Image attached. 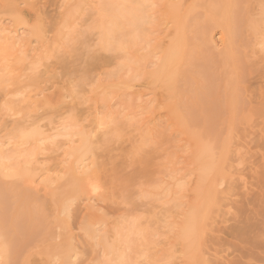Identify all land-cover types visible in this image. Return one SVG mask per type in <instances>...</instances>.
<instances>
[{
  "label": "bare ground",
  "instance_id": "6f19581e",
  "mask_svg": "<svg viewBox=\"0 0 264 264\" xmlns=\"http://www.w3.org/2000/svg\"><path fill=\"white\" fill-rule=\"evenodd\" d=\"M63 1H62V4H63ZM81 1H84V0H81ZM77 3L79 4V2H77ZM83 4H85V3H83ZM91 4H93V3H91ZM86 5H87V3H86ZM87 6H86V8H87ZM5 7H6V5H5ZM86 8L82 7L79 10H81V11L84 10L83 12L87 13V14H89V12L91 13L92 11L96 12L95 15L98 16V21H96L94 19L95 20L94 24L90 21V23L93 25L89 26V24L87 23L88 27L85 26L84 29H81V27L77 23V21H76V23L78 25L77 24L76 25L79 26L80 28L77 27L75 24H73V21L72 22L70 21L69 22L70 24L68 26L70 27V25H72V24H73L72 26H74V25L75 26L73 27V29L71 27H70L71 29H69L70 33H71L70 30H73V35L71 38V44L69 43L70 42L69 40H68L69 42L68 41L67 42L70 44V46L72 45V47H71L72 50H78L81 52L82 51L81 49L84 48L85 46H87L86 41H84V43L86 45L84 47H81L82 41L79 43L81 37H83L85 32H89L88 30L91 29V31H93L92 30L93 28H95V29L97 28V30L100 29L101 32L97 31L96 33H99V34L103 33L102 38L104 37L103 43L99 42V40H97V43L95 42L98 47L101 46V45H98V42L100 44H102V47L105 50L110 48V46H112L116 43L117 48L119 49V51H121L120 53H124L122 55V58H121L122 62L120 63V68L122 70H125V68H127L129 71L132 72L131 77H127V75L125 73L120 74L119 83H117L119 86L117 88L120 89L119 97H122V101H121L122 106L123 105L125 106L124 109H147L149 106H151V104L153 105V102L155 104L156 100L158 101V98H157L158 93L157 92L159 91V93L161 94V96H160L161 100L158 101V106L161 105V107L167 106V104L169 103L167 107H171L172 109H213L214 110L213 116L216 119L219 117L221 109H229L230 114H231V116H230L231 127H234V125H237L236 122L238 123V121H240V119L242 120L243 118H245L244 114L239 109H259V110L262 109L261 111H263V109H264V0H96V5H94V6L90 5V7H89L90 11L85 12ZM10 9L14 11L16 18H19L17 16V14H19L18 7L15 4H13L12 7L10 5ZM65 10H68V9H65ZM74 11L78 12L75 9H74ZM80 12L78 14H80ZM93 13H91V15ZM68 14H67V17H68ZM74 14H76V13H74ZM65 15H66V12H65ZM85 15L86 14H84L83 17H82V15L81 16L78 15V16L80 18H82L83 20H85L84 19ZM89 16H90V14H89ZM71 17H72V15H71ZM80 18H78V19H80ZM90 18H92V19H90ZM89 19L93 21V16L92 17L90 16ZM83 20H82V23L85 24L83 22ZM55 24H57V23H55ZM57 28H58V25H57ZM1 29H4V28H1ZM5 29H7V28H5ZM10 29H11V27H10ZM215 29L219 30V37L218 38H219V41L221 43V48H219V49L216 47L217 43L214 40V36L212 34ZM2 31L0 32V40H1L0 41V53H2V55H0L1 56L0 60H1V63L3 62L2 72L5 74V72L11 73L17 67L25 65V62H27L28 59L30 60L31 58H33L34 55L36 56L37 54L35 53L34 55L29 56L28 55V51H29L28 45H25L24 48L20 45L23 49H20L17 51L12 50V48L14 49V47H16L15 45H17V43L14 46H13V44L18 40H16V41L14 40L15 41L14 42L12 36H11L12 38H10V36L8 37L7 35L4 34V33H6V30L4 33ZM88 34L90 36V33H88ZM95 35H97V34H95ZM18 37H20V36H18ZM97 38L99 39V37H97ZM112 38H114V41H111ZM63 39H65V38H63ZM22 42H23V40H22ZM78 43L80 44V47H79L80 50L77 49L78 48L77 46H79ZM20 44H22V43H20ZM62 44H63V42H62ZM56 45H58V44H56ZM66 47H68V44ZM87 47H90V46H87ZM126 49H129V52H126L125 51ZM66 50H67V48H66ZM38 51L39 50H37L36 52H38ZM66 52H68V51H66ZM86 52H87V55L89 56V54H90L89 49H88V51L86 50ZM86 52H84L85 53L84 56L86 55ZM88 52H89V54H88ZM48 53H50L49 50H48ZM70 53H72V51ZM76 53H75V56L74 55L70 56V58L74 56V58H72V60H75V57L80 58V56H83L82 53L78 54V56L76 55ZM91 53H92V51H91ZM126 53H128V56L126 55ZM114 56H116V55H114ZM55 57H56V55H55ZM57 57H58V55H57ZM64 57H65V55H64ZM59 58L60 57H58V59ZM77 58H76L77 62L82 59V57L79 60H77ZM90 58H91V56H90ZM83 59L87 60V57H86V59L85 58H83ZM89 60L92 61V59H89ZM44 61H45V59H44ZM65 61H61L60 65ZM82 62L85 64V61H82ZM35 63L33 65L34 71L36 69ZM68 63H69V61H68ZM28 65H30V64H28ZM39 65H41V62L38 60L37 66L39 67ZM66 65H67V63H66ZM79 65L80 64H77V66H79ZM81 65H80V67H81ZM87 65H89V64L87 63ZM30 67H32V66H30ZM83 67H84V65H83ZM83 67H82V71H84V69H86L88 66L84 67V69H83ZM118 68H119V66H118ZM25 69H26V67H25ZM73 69L75 70V66ZM30 70H31V68H30ZM33 70H32V72H34ZM74 70H72V71H74ZM75 71H77V70H75ZM86 71H88V70H86ZM86 71H84V72L87 73ZM116 71H118V70L116 69ZM25 72H28V71H25ZM36 72H38V71H36ZM90 73H91V71L88 73L90 75V77H94ZM81 74L82 73H80V75L78 74V77H80V78L77 77V80L74 79L76 81L72 80V78L70 79L71 81H74V82H72V87H71V89H69L70 90V94H69L70 97L69 98H72V101L77 102V103H80V99H81L80 95H83V93L79 94V92L76 89H79L80 86L83 87V85L85 86V84H86V82H85L86 78L84 79V75L82 77ZM59 75H60V73H59ZM72 75H74V74H72ZM100 75H102V74H100ZM15 76H12V79L15 78ZM38 76H39V74H38ZM85 76L87 77V74ZM26 77H28V76H26ZM96 77L97 76H95V78ZM109 77L111 78V76H109ZM3 78H5V77H3ZM21 78H24V77L21 76ZM58 78H60V77H58ZM101 78H102V76H101ZM101 78H99L97 80V86L100 87V89L104 90L103 84H105V83H103L104 81L102 82ZM6 79H5V82L8 81ZM29 79H30V77H29ZM94 79L91 78L92 81ZM254 79H255L254 83L248 84L249 81H252ZM25 80H27V79H25ZM91 80H90V82H91ZM133 80L134 81L136 80V82H139L140 84L139 83L138 84L141 85V88L137 89L136 91H132L130 93L128 92L129 95L131 96V98H129V100L128 99L126 100L125 97H129V95L127 94V90L130 88L132 83L134 84ZM137 80H139V81H137ZM2 81H4V79ZM54 82H55V79H54ZM4 83H2V84H4ZM13 83H14V80H13ZM16 84H19V82ZM21 84L22 85H20V87L18 86L19 88L28 85L26 82H22ZM10 85H11V82H10ZM88 85H90L89 82H88ZM88 85L86 84L87 87H88ZM93 85L94 84H92V86ZM13 86H14V84H13ZM92 86L91 87L89 86L90 89L92 88ZM108 87L110 88V86H108ZM111 87H112V85H111ZM2 88H3V86H2ZM4 88H8V85L6 84L4 86ZM4 88H3V91H5ZM63 88L65 90V87H63ZM132 88H134V87H132ZM22 89H24V87ZM82 89H85V88H82ZM87 89H89V88H87ZM100 89H97V90H100ZM118 90H116V91H118ZM5 92H7V90ZM148 92H150L152 94V96H150L151 94L148 95V97H151V98L144 99V97L147 95ZM7 93H10V92H7ZM23 93L21 92V94H23ZM87 93L89 94L91 92H87ZM87 93L85 92V94H87ZM99 93H98V95L101 96L102 91ZM106 93L104 95H106ZM3 94H5V93H3ZM104 95H103L104 98L108 97L107 96L108 94L106 95L107 97H105ZM2 96L5 97L4 95H2ZM109 96H111L110 93H109ZM164 96L165 97L167 96L166 97L167 101L169 100L170 102L167 103ZM6 97H7V95H6ZM28 98H30V97H28ZM69 98H67V99H69ZM87 98H88V96H87ZM65 99H66V97H65ZM26 100H28V99H26ZM84 100H86V99H84ZM88 101H89V99H88ZM106 101H108V100L106 99ZM69 102H70V99H69ZM86 102L87 101H85V103ZM102 102H104V101H102ZM27 105H28V102H27ZM25 106H26V103H25ZM39 106H40V104H39ZM70 106L69 107L67 106V107L70 108ZM161 107H160V109H161ZM20 108H22V106ZM23 108H24V106H23ZM27 108H28V106H27ZM29 108H31V107H29ZM111 108L112 107H110V109ZM93 109H95V108H93ZM104 109H106V108H104ZM153 109H154V107H153ZM74 110H75V108H73V111ZM132 113H134V112H132ZM263 113H264V111H263ZM260 114H262V112H260ZM258 115H259V113H258ZM102 118L97 117L94 119H97L96 120L97 124L101 125V124H103V123H101ZM131 118H132V116H131ZM113 119H114V117H113ZM25 121H26V119H25ZM129 121L130 120H124V121L123 120L122 121H120V120L112 121L111 120V122L109 121L110 123H112V127H110L111 128L110 131L102 134L100 139L96 140V141H98V144H96L97 147L100 148L101 151H102V148H106L109 143H112V141H113L112 140L113 139L112 134H114V132H117L118 130H122L123 126L124 125L126 126V124H128L129 126H132ZM247 122H249V121H247ZM219 123L212 124V126H211V127H213L214 132L217 131L216 134L219 133V127H218ZM222 123H223V121H222ZM224 124H227V123H224ZM21 129H20V131H21ZM131 129H133V128H131ZM86 131L83 128L77 129L76 132H74L72 134L70 133L69 135H66L68 138L67 140H63V139L60 140L61 142L67 141L68 145L69 144L74 145L75 143L77 144V146H74V147L72 145L71 152L67 156V161H66V158H64L65 160L61 159V162L62 161L67 162V164H68L67 167L66 168L61 167L62 169H64V170H62L63 172L62 173L59 172V174H57L55 176L54 175L49 176L47 174L45 176H42L44 178L41 179V181H39L38 183H36V180H35L36 173H38L37 167H36V164L34 162H32V160L30 159V157L32 155V153H30V152H32L33 149L35 150L36 147H34L32 149L29 146L31 148V150H28L27 153H26L24 148H23V150L25 153H23L22 150L16 149L17 148L16 146H15L16 148L13 147L12 150H7V148H6L7 151L0 150V160H1L0 164L2 167L1 169L6 172V168H8L9 166H13L14 168L15 167L17 168L20 166L18 169L15 168L14 172L11 173V176H14V177L24 181L26 190L28 192L32 193L29 195H23V197L20 200V204L14 208V212L12 214H9L10 210L0 212V264H34L33 262L35 260L34 259L35 257H37L39 259V262L37 264H72L73 258H75L74 260H76V258L77 259L79 258L80 261L83 259L82 256H84L85 254L82 255V253L77 251L78 249H76L77 247H75V245H74V235H73L71 227H70V221L72 220L71 219V210H70L71 204L73 203V201L79 200L83 195L91 196L92 195L91 193H95L96 198L100 201H104V202L109 201L111 203V201L115 200L113 198L114 197L113 192H115L114 190H112L108 187L106 189H103V190H101V189L96 190L98 188V186H97V188L95 187L96 182L100 179V173L104 169L102 165H100L96 162L97 159L95 160L92 157L88 163H85V164L82 163V165L80 164V166L78 165V162L81 159L80 155L84 152L91 150L90 146L92 144L90 143L91 142L90 141V133H88V131L87 132ZM146 132H147V130H146ZM233 133L234 132H232V134ZM23 134H21V137L24 136ZM136 134H138V132ZM38 135L40 136V133L35 134V136H36V139H34L35 143L38 140L37 139L39 137ZM58 135H60V134L58 133ZM58 135H57V137H58ZM60 136L62 137V134ZM72 136L76 137L77 140H73ZM144 136H146V135H144ZM222 137H223V134H222ZM24 138H25V136H24ZM44 139L46 140V142L48 141L46 138H44ZM56 139L57 138L54 139V137H53V140H56ZM129 139H131V137ZM140 139H141V142L137 141L138 143L136 145V150H138V149L142 150V147L145 146L144 143L146 141L145 142L142 141L141 135H140ZM39 140H40V138H39ZM145 140H146V138H145ZM224 140H222V139L217 140L216 139V144H214L215 146H213L212 148H207V151L205 149V151L199 153L196 156V161L199 162V170H198L199 181H202L203 183H205L206 181H209L207 183V186L209 184V187H208L209 190H208L207 194L205 195V197L201 200V202L196 204L197 206L196 205L194 207L190 206L188 210H184V207H185L184 204L185 203L183 204V202H182L183 200L181 201L184 194L181 197L179 191L182 190V188H184L183 186H185L189 183H185L186 179L184 180V178H186V177L183 178L182 176L176 175V173H174V174L169 173V174L165 175V173H163V172L162 173L158 172L159 178L156 181L157 182L156 185H153V186L151 185L152 188H150V187L148 188V186H147L148 189L146 188V185H145V188H143L142 193L137 190L138 193H141V194L146 193L147 195H149L148 196L149 198H147V195H146V198L148 200H152V202L158 201V202H161L163 205H166L165 206L166 208H164V206L162 207L163 209L161 208L162 210H165V209L166 210H165V212L163 211L164 213L160 217L158 216V214L153 213L154 218H151V219L154 220V223H153V221H151L150 217L146 218L148 220L150 219L149 220L150 221V224H149L150 228L149 229H151L155 223L157 224L155 226H159L160 223H164L162 225L167 224V225H165L166 227L170 223H171V226L174 225L173 224L174 222L171 221L174 219L172 213H174L175 210H176V212L178 211L177 213H179V215H181V221L180 220L178 221V222H180L179 223L180 226H179V230H178L179 232L178 231L177 232H178L179 236L182 238V240L183 239L185 240L186 245H184V244L183 245L186 246L185 248L187 251L191 250L193 248V245L195 244L193 241V237H194V230H195L198 219L205 217L206 213L208 211L207 208L209 209L208 206L210 204L207 206L206 202L207 201L209 202V200H214L215 198L219 197L220 192L216 190V187H217V184L219 185L218 181H220L219 179H221V177H222L221 176L222 175L221 173L223 171L222 167H223V164L226 163L225 161H226V156H227L226 155V149L221 151L222 149H224L226 147ZM231 140H233V139H231ZM41 141H44V140L41 139ZM49 141H51V136H50ZM51 142H53V141H51ZM147 142L149 143L150 141H147ZM54 143H55V141H54ZM132 143L130 145H132ZM34 144H33V146L36 145L37 146L36 150H38V146L40 148V143H39V145H37V144L34 145ZM113 144H114V142H113ZM41 146H44V145L42 144ZM59 146L61 147V145H59ZM70 146H68V148ZM132 146L131 147L129 146L130 148H132L131 152H136L135 150H133V148H135L134 147L135 145H132ZM0 148H1V146H0ZM55 148L57 149V145L56 146L54 145V149ZM20 149H22V148H20ZM41 149L39 151L44 150V149H42V150ZM36 150H35V152H36ZM92 150H94V149H92ZM44 151H43V153H44ZM105 151H107V150H105ZM216 151H219V152H216ZM138 152L139 151H137V154H138ZM129 153L130 152H128L127 154H129ZM127 154H125V155L128 156ZM125 157H124V159L126 161L127 158H125ZM130 157L132 158V155ZM135 158L138 159V157H136V155H135ZM20 159H22V161H20ZM228 160H229V156H228ZM125 161H123V164ZM128 161H129V159H128ZM128 163H130V162H128ZM123 164H122V166H123ZM161 164H162V162H161ZM168 164H172V162L168 163ZM173 164H175V163H173ZM227 164L230 165L229 163H227ZM131 165L133 167L132 163H131ZM55 166H57V164ZM134 166H135V164H134ZM143 166H145V165L143 164ZM143 166L141 168L142 170H143ZM53 167H54V165H53ZM59 168H60V166H59ZM151 168H153V167H151ZM226 168H228V167H226ZM145 169H147V168H144V170ZM147 170H149V169H147ZM49 171H46V172L48 173ZM158 171H159V169H158ZM10 172H9V174H10ZM133 173L135 175L137 172L135 173V171H134ZM148 173H146L147 177L150 176ZM152 173H154V172H152ZM160 173L162 176L160 175ZM191 173H192V171H191ZM138 174L139 175H137V174L136 175L141 176V174H144V173L141 172V174L140 173H138ZM4 175L6 176L7 174L5 173ZM111 175L113 177V173ZM134 175L131 174L129 176H124L125 178L123 179L124 181H122V183H124L123 186H125V187L122 188V190L119 194L117 193L119 196L121 195V197L118 196L117 198H120L122 200L125 199L123 201H128V200L130 201L129 195L132 196L131 191H134L135 188L134 189L132 188L133 190L131 189V191L127 190V189H130L128 186L131 183H132V185H134L133 182L137 177V176L135 177ZM115 176H116V174L114 173V177ZM145 176L142 175L141 179L145 178ZM156 176H157V174H156ZM224 176H225V174H224ZM112 177H110V178H112ZM118 178H120V177H118ZM118 178L116 177V179H118ZM121 178H123V177H121ZM138 178H140V177H138ZM113 179H115V178H113ZM113 179L111 180V184H113L112 182L115 181ZM107 180H108V177H107L106 181ZM117 181H119V180H117ZM224 181H226V180H224ZM140 182H141V180H140ZM144 184H146V183H144ZM1 186H2V184H1ZM149 186H150V184H149ZM110 187H112V186H110ZM134 187H136V186H134ZM185 187L188 188V185ZM218 187H220V186H218ZM205 188H207L206 185H205ZM205 188H204V190H205ZM41 190L44 191V196L42 199L38 198V196H40V194H38V192ZM129 192H131V193L129 194ZM134 193H135V191H134ZM20 194H21V192H20ZM37 194H38V196L36 197ZM41 194H43V193H41ZM143 197H145V194ZM87 201L89 202V200H87ZM84 202H86V199L84 200ZM131 202H132V200H131ZM149 202H151V201H148V203ZM154 202L149 204L148 206L153 204V208H155L154 206L159 205V203H156V202L154 203ZM13 203H12V205H13ZM83 203H81V206ZM113 203H114V201H113ZM155 204H157V205H155ZM3 205L4 204H2V206ZM94 205H93V208H94ZM128 205H129V202H128ZM6 206H8V205L6 204ZM84 207H85V205H84ZM4 208H5V206H4ZM151 208L152 207H150V209H149L150 211H152ZM186 208H187V206H186ZM8 209H10V208H8ZM83 209H86L85 210L86 213L84 212L85 215L83 214L84 217L80 223V226H79L80 228L79 227L78 228L80 229V231L82 233L84 245H86V248H87L86 250L91 255V259L88 260V263L83 262L82 264H140V262H137L138 261L137 258H139L140 256L143 257V255H145L143 253V251L146 249L150 250L151 248H148V247L146 248V246H148L147 241H148V236H149L148 235L149 229L145 228L144 225H142V227L144 226L143 228H136L137 227L136 221H139V220H133L134 218H136V216L133 217V219L129 218L130 220L128 222H126L127 218H124L123 216L118 217L117 222H115V221L108 222V219L105 216L92 214L91 213V207L89 204H87V207L83 208ZM173 209H175V210H173ZM147 214H149L148 211H147ZM149 215H152V212H150ZM147 223H149V222H147ZM147 223L145 220V224H147ZM139 226L140 225L138 224V227ZM155 226L153 228L157 229V227H155ZM171 226H170V228H171ZM146 227H148V226H146ZM160 227L162 228V226H160ZM161 228H160V230H161ZM172 228H173V226H172ZM174 228H176V226ZM198 228H199V226H198ZM154 229H153V231H154ZM158 229H159V227H158ZM168 229L169 228H167V230ZM170 230H173V229H170ZM150 232H152V231H150ZM166 233H167V235H165V236H167V238H168L169 232L167 231ZM151 234L155 235V234H153V232ZM152 237H154V236H152ZM145 240H147L146 243H144ZM76 241H78V239ZM142 241H144V242H142ZM155 241H153V243H154L153 244L149 240V243L153 244V246L156 247ZM79 242H80V240H79ZM140 243H142V246L140 245ZM143 244H147V245H143ZM151 244H149L150 245L149 247H151ZM167 246H166V248H167ZM144 247L146 249H144ZM142 248H143V250L141 251ZM149 250H146V252L148 253ZM191 252L193 253V251H191ZM191 252L190 253L188 252L190 254L189 255L190 257H191ZM142 253H143V255H142ZM147 253H146V255H147ZM188 253H185V254L188 256ZM173 254H174V252H173ZM187 256H185V257H187ZM149 257H150V255H149ZM167 260H168V258H167ZM186 261H188V260L186 259ZM162 262H163V259H162ZM196 262H198V260ZM141 263H142V261H141ZM164 263H167V262H164ZM204 263H206V262H204ZM156 264H159V262L157 263V261H156ZM192 264H194V263H192Z\"/></svg>",
  "mask_w": 264,
  "mask_h": 264
},
{
  "label": "rangeland",
  "instance_id": "374dc122",
  "mask_svg": "<svg viewBox=\"0 0 264 264\" xmlns=\"http://www.w3.org/2000/svg\"><path fill=\"white\" fill-rule=\"evenodd\" d=\"M62 1L61 0H0V25H1L0 32L3 30L2 32L4 33L6 30V33H4L5 35H7L8 37L10 36V38L13 37V41L18 40L16 42L14 41L15 43L13 44V46L16 43L17 45H15L16 47H14V49L12 48V50L17 51V50L23 49L25 45H28V49H29L28 55L31 56V55H34L35 53L37 54L36 56L34 55L33 58H31L30 60L28 59V61L25 62V65L14 69L12 71L13 73L5 72L4 74L2 72L3 62L1 63V60H0V63H1L0 64V67H1L0 68V71H1L0 72L1 73L0 74L1 76L0 77V84H1L0 85L1 86L0 87L1 88L0 89L1 90L0 91V146H1L0 150L7 151V150H12L13 147L14 148L17 147L16 149L22 150V152L25 153L23 150L24 148L27 153L28 150H31V148L33 149L34 147H36L35 148L36 150L37 146L35 144L39 145L40 143V148L38 146V150H36V152L34 149L32 152L29 151L30 153H32L31 155L32 158L30 157V159L32 160V162L36 164V167H37L38 173H36L35 180H36V183H38L39 181H41V179L44 178L42 176H45L46 174L49 176H53V175L55 176L59 174V172L60 173L63 172L62 170L64 169L62 168L67 167L68 165L66 162L67 156L71 152L73 144L68 145L67 141L61 142L60 140L62 139L67 140L68 138L66 135H69L70 133L72 134L76 132L77 129H80V128H83L85 131L87 130L88 133H90V141H91L90 143L92 144L90 146L91 150L84 152L80 155L81 159L78 162V165L80 166V164L82 165V163L83 164L88 163L92 157L95 160L97 159L96 162L102 165L104 169L100 173V179L96 182V186L95 185L94 186L96 188L98 186L96 190L98 189L103 190V189H106L107 187L114 190L115 192H113L114 194L113 198L115 200H113L114 203L113 201H111V203L109 201H105V202L100 201L96 198L95 193H91L92 194L91 196L83 195L79 200L73 201V203L70 206L71 219H72L70 221V227L74 235V245L75 247H77L76 248L78 249L77 251L82 253V255L84 254L85 255L82 256L83 259L81 261L79 258L78 259L76 258L77 261L74 260L75 258H73L72 264H77V263L82 264L83 262L88 263V260L91 259V255L86 250L87 248H86V245H84L82 233L79 229L80 223L86 213L85 211L86 209H83V208H86L87 204L90 205L92 214L105 216L108 219V222H113V221L117 222L118 221L117 218L120 216L127 218L126 222H128L130 220L129 218L133 219V217L136 216V218L133 219V220H139V221H136L137 223L136 228H143L145 226V228L149 229L150 228L149 220L151 218H154L153 213L158 214V216L160 217L161 215H163V213L166 210V209L162 210L163 209L162 207L164 206V208H166L165 207L166 205H163L161 202H158V201H155L156 203H159L158 206H154L155 208H153V204L148 206L154 201L152 202V200H148L147 198H149L148 197L149 195H147L146 193L141 194L143 188H145V185H146V188L147 186L148 188L149 187L152 188L153 185H156L157 183L156 181L159 178L158 172H161V173L163 172L165 173V175L169 173H173V174L176 173V175L182 176L183 178L186 177L184 178V180L186 179L185 183H189L187 184L188 188L185 187L187 185L184 184L185 185L183 186L184 188H182V190L179 191L181 197L184 194L183 195L184 198L182 197L181 199V201L183 200L182 201L183 204L185 203L184 210H188L190 206L194 207L197 203H200L209 190L208 188L209 184L207 186V183L209 181H206L205 183H203L202 181H199L198 179L199 162L196 161V156L199 153L205 151V149L207 151V148H212L213 146H215L214 144H216V139L217 140L225 139L224 141H225L226 147L222 149L221 151L226 149V155H227L226 161H225L226 163H224L222 167L223 171L221 173L222 174L221 176L223 178L221 177V179H219L220 180L218 181L219 185L217 184V187H216V190L219 191L220 194H219V197L215 198L214 200H209V202L207 201L208 203L206 202L207 206L210 204L208 206L209 209L207 208L208 211L206 213V216L198 219L197 221V224L194 230V237H193V241L195 243V244L193 243L194 244L192 248L193 250L192 249L189 251L186 250L185 248L186 246H184L186 245L185 240L183 239L184 240L183 241L182 238L178 234L179 232L178 230L180 226L179 224L180 222L178 221L179 220L181 221V215L177 213L178 211L176 212V210L173 209L175 210V212L172 210L174 212L172 213L174 221L171 220L172 222H174L173 223L174 225H172L173 228L171 226V223L169 224L171 228L169 225L166 227L165 225L167 224L162 225L164 223H160L159 226H155L157 225L155 223L153 227L155 226L157 227V229L159 227V229L157 230L156 228L154 229L153 227L149 229L148 241L147 240H145V242L142 241L144 243H146L147 241L148 246H146V248L148 247L151 249L149 250L144 247V249L149 250V251L147 253L146 250H144L145 252L143 251V253L145 255H143L142 253L143 257L140 256L139 258H137L138 259L137 262H140V264H154V263L156 264V261L157 263L159 262V264L161 263L162 264H192V263L194 264H264V113H263L264 109L263 111H261L262 109L260 110L259 109H239L242 111L246 119L245 118H243L242 120L240 119V121H238L239 124L236 122L237 125H234V127L236 126L235 128L231 127V123H230L231 114H230L229 109H221L219 117L216 119L213 116V112H214L213 109H172L171 107H167L169 104L168 102H170L169 100L167 101V98H166L167 96L166 97L164 96V98L166 99V102L168 103L167 106L161 107V105L158 106V101L161 100L160 98L161 94L159 93V91L157 92L158 101L156 100L155 104L153 102V105L151 104V106H149L147 109H124L125 106L124 105L122 106V103H121L122 97H119L120 89L117 88L119 87L117 83H119L120 74L125 73L127 77H131L132 72L129 71L127 68H125V70H122L120 68V63L122 62L121 58L124 53H120L121 51H119V49L117 48L116 43L110 46V48L105 50L102 47V44L99 43V42L103 43V38H104V37L102 38L103 33L102 34L96 33L97 31L101 32L100 29L97 30V28L96 29L93 28L92 29L93 31H91L90 29L88 30L89 32L84 33L83 37L80 36L81 39L79 38L80 39L79 43L82 41L81 47H84L86 44L87 46H90V47L85 46L84 48L81 49L82 51L80 52L78 50H72L71 48L72 45L70 46L71 38L73 35V30H70L71 31L70 33L69 29L71 28L73 29V27L77 23L80 25L81 29H84L85 26L88 27L87 23L90 26L94 24L95 20L98 21V16L95 15L96 12L92 11L91 13L94 12L92 15L89 12L90 16L91 17L93 16V21H92L90 20L92 18L89 19L90 17L89 14L84 13L83 12L84 10L83 11L79 10L82 7L86 8V6L90 2L93 4L90 3L88 5L89 7L90 5L91 6L96 5V0L94 1L93 0L91 1L90 0H87V1L86 0L84 1L64 0L63 4H62ZM77 2H79V4ZM13 4H15L18 7L19 14H17V16L19 18H16L14 11L10 9V5L12 7ZM88 6L85 12L90 11L89 10L90 8ZM65 9H68V10H65ZM74 9L78 12H75ZM65 12H66V15H65ZM79 12L82 15V17L84 16V14L87 15V16L85 15L86 18L84 17L86 21L79 17L81 16L80 14H78ZM72 13L73 14L76 13V14L73 15ZM67 14H68V17H67ZM82 20L85 24L82 23ZM70 21L71 22L73 21V24H75L74 26H72L73 24L71 23L72 24L70 25L71 28L68 26L70 24L69 23ZM90 21L93 24H91ZM54 22L57 24H55ZM57 25H58V28H57ZM13 26L14 27L16 26V27L14 28ZM1 28H4V29H1ZM88 33H90V36ZM212 34L214 36V40L217 43L216 47L218 49L221 48V43L218 38L219 30L215 29ZM97 37H99V39ZM97 40H99L98 45H101L99 46L101 49L96 44ZM84 41H86V44L84 43ZM111 41H114V38H112ZM79 43H78L79 46H77L78 48L77 47L76 48L80 50ZM67 44H68V47H66ZM85 49L87 51L89 49L90 51V54L88 52L89 56L87 55V52ZM37 50L39 51L36 52ZM48 50L50 53H48ZM71 51L72 53H70ZM125 51L129 52V49H126ZM74 52L75 53L77 52L76 53L77 56L78 54H81V53L84 56L85 54L84 52H86V55L84 57L80 56V58L75 57V60H72V58H74L75 56ZM0 55H2V53H0ZM55 55L56 57L58 55V57L60 58L59 59L58 57L56 58ZM72 55L74 56L70 58V56ZM126 55L128 56V53H126ZM86 57L88 61L83 59V58L86 59ZM76 58L77 60L79 59L81 60L77 62ZM89 59H92V61H90ZM38 60L41 62V65H39V67L37 66ZM61 61H65L62 63L63 65L62 64L60 65ZM82 61H85L86 65ZM34 63L36 65L35 71L33 70ZM87 63L90 66L87 65ZM77 64H80V65L82 64V65L80 67V65L77 66ZM83 65L84 67L86 66L88 67L84 69ZM74 66H75V70L77 71L73 69ZM25 67L27 70L25 69ZM82 67L84 71L88 70L86 71L87 73L82 71ZM116 69L119 72L116 71ZM32 70L34 72H32ZM72 70H74L75 72ZM25 71H28V72H25ZM90 71H91L90 74H92L94 77H90V75L88 74ZM80 73H82L81 74L82 77L84 75V79L86 78L85 79L86 84L88 85V82H89L90 85H88L87 87L85 84V86L83 85V87L80 86L79 89H76L79 92V94L83 93V95H80L81 97L80 103H77V102H73L72 98H69L70 97L69 89H71L72 82L77 80L78 74L80 75ZM86 74H87V77L85 76ZM12 76H15V78L12 79ZM21 76L24 78H21ZM95 76L97 77L95 78ZM109 76H111V78ZM71 78L72 80L74 79L76 80L71 81L70 80ZM91 78L92 79L95 78V79L92 81ZM99 78H101L102 82L104 81L103 83H105L103 84L104 90L100 89V87L97 86V80ZM3 79L4 81H2ZM5 79L8 81L5 82ZM54 79H55V82H54ZM13 80H14V83H13ZM254 81L255 79L252 81H249L248 84H252L254 83ZM10 82L12 86L10 85ZM15 82L16 83L19 82V84H16ZM20 82L21 83L26 82L28 85L23 86L24 89H22L23 87L19 88L20 85H22ZM12 83L14 84V86ZM138 83L139 82H136V80L134 81V84L132 83L133 86L131 85L130 88L127 90L128 95L130 92L136 91L137 89L141 88V85H139L140 83L139 84ZM6 84L8 85V88H4ZM92 84L94 85L92 86ZM2 86L5 91L7 90V92H10V93L3 91ZM89 86L90 87L92 86V88L90 89ZM108 86H110V88ZM63 87H65V90ZM82 88H85V89H82ZM97 89H100V90H97ZM101 91H102L101 93L102 97L98 95V93ZM21 92L22 93L24 92V93L21 94ZM85 92L86 93L91 92V93L85 94ZM105 93L106 95L108 94L107 95L108 97L104 95ZM109 93L111 94V96H109ZM150 94L151 93L148 92L147 95L145 96L146 98L144 97V99L151 98V97H148V95ZM2 95H4L5 97H3ZM103 95L107 98H104ZM150 96H152V94ZM67 98L70 99V102H69V99ZM129 98H131L130 95L129 97H125L126 100L127 99L129 100ZM106 99L108 101H106ZM85 101L87 102L85 103ZM27 102H28V105H27ZM25 103H26V106H25ZM21 106L22 108H20ZM67 106L68 107L70 106V108H68ZM110 107L112 108L110 109ZM73 108H75L74 111H73ZM260 112H262V114H260ZM97 117L99 118L103 117L102 122H101L103 124L101 125L97 124L96 122L97 119H94ZM111 120L112 121L130 120L129 122L132 126H129L128 124H126V126L125 125L123 126L122 130H118L117 132H114V134H112L113 136L112 137L113 141L111 140L112 143H109L106 148H102V151H101V149L98 148L96 145L98 144V141L96 140L100 139L102 134L110 131L111 129L110 127H112V123H110ZM216 123H219L218 124L219 133L217 134H216L217 131L214 132L213 127H211L212 124H216ZM224 123H227V124H224ZM148 128L150 130L152 129L154 132L152 130L150 131ZM137 132L139 135L136 134ZM232 132L234 133L232 134ZM36 133L37 134L40 133V136L38 135L39 137L37 138L38 140L40 138L39 140L40 142L37 140L39 143L37 141L35 143L34 141V139H36V136H35ZM58 133L60 135L62 134V137L58 135ZM21 134H23L25 138L24 136L21 137ZM222 134H223V137H222ZM49 135L51 136V141L53 142L49 141L50 140ZM140 135L142 136V141L144 142L146 141L144 143L145 146L142 147V150L141 149L136 150L137 143L139 141L141 142ZM53 137L54 139L55 138L57 139L53 140ZM130 137L131 139H129ZM44 138L46 139L48 138L47 139L48 141L46 142ZM41 139L44 141H41ZM73 140H77V138L73 137ZM147 141H150V142L148 143ZM132 142L133 143L135 142V143L133 144ZM131 143L132 145H135L134 146L135 148H133V150H135L136 152H131V149H132L130 148L132 146L130 145ZM33 144L35 146H33ZM42 144L44 146H41ZM54 145L55 146L57 145V149L56 148L54 149ZM59 145H61V147ZM68 146L70 147L68 148ZM74 146H77V144L75 143L73 147ZM41 148L44 149L45 151L42 150ZM40 149L42 151H39ZM137 151H139L138 154H137ZM128 152H130L131 154L130 153H129L130 155L127 154ZM216 152H219V151H216ZM227 152L228 153L230 152L229 153L230 155ZM125 154H127L129 157L132 155V158L131 157L129 158ZM135 155L136 157H138V159L135 158ZM228 156H229V160H228ZM124 157L127 158L126 161ZM64 158H66V161L61 162V159L65 160ZM20 161H22V159H20ZM123 161H125L124 164H123ZM161 162L163 165L161 164ZM171 162L172 164H168ZM131 163L133 164V167ZM227 163H229L230 165H228ZM56 164L57 166H55ZM143 164L145 166H143ZM39 166L40 167L42 166V167L40 168ZM142 166H143V170L144 168H147L149 170L145 169L146 171L144 170L145 171L144 172L141 169ZM225 166L228 168H226ZM19 167L17 168L15 167V168L18 169ZM1 168L2 167L0 164V183L2 184V186L0 184V197H1L0 202L4 204L2 206V204L0 203V209H1L0 212L10 210L9 214H12L14 212V208L20 204V200L23 197V195H29L32 193L26 190L24 181L14 176H11V173L14 172L15 170L13 166H9L8 168H6V172L2 170ZM8 171L9 172L11 171L10 174ZM46 171H49V172L47 173ZM134 171L135 173L137 172L136 173L137 175H139L138 173L141 174V172H143L144 174H141V176L142 175L145 176L146 173L149 172L148 174L150 176L147 177L146 175L145 178L141 179V176H137L136 174L134 175L133 173ZM5 173L7 174L6 176L4 175ZM112 173H113V177L111 175ZM114 173L116 174L115 177H114ZM131 174L134 175L135 177L137 176L136 177L137 180L135 179L133 182L134 185H132L131 183L128 186L130 189H127V190L131 191L132 188L133 189L135 188L134 189L135 193L134 191H131L132 193L129 192V194L130 193L132 194V196L131 195H129L130 197L128 196L130 201L129 200L123 201L125 199L122 200L117 197L119 196L118 194L121 192L122 188L125 187L123 186L124 183H122V181H124L123 179L125 178L124 176H129ZM107 177H108V180L110 179L109 180L110 182L108 180H107L108 182L106 181ZM116 177L117 178L120 177V178L116 179ZM112 179L115 180L114 182H112L113 184H111ZM139 179L141 180L142 183L140 182ZM205 185L207 188H205ZM137 190L141 193H138ZM38 194H40V196H38ZM38 194L36 195V197L38 196V198L42 199L44 196V191L41 190L38 192ZM144 194H145V197H143ZM146 195H147V198H146ZM119 197H121V195ZM85 199H86V202H84ZM87 200H89V202ZM145 200L146 201L148 200L151 202L148 203V201L146 202ZM128 202H129V205H128ZM81 203H83L85 207L83 204H82L83 206L82 207ZM6 204L8 206H6ZM93 205H94V208H93ZM150 207L153 208V209L151 208L152 211L149 210ZM147 211L149 214L150 212H152V215L147 214ZM149 217H150L149 220L146 219ZM145 220H146V223L147 222L149 223L145 224ZM151 221H153L154 223L153 219H151ZM138 224L140 225L139 227H138ZM142 225L144 226L142 227ZM160 226H162V228ZM175 226L177 229L174 228ZM167 228L169 229L167 230ZM170 229H173L174 231ZM166 230L169 232L168 238L167 236H165L167 235ZM150 231H152L153 234L155 235H152L151 234L152 232ZM150 236L151 237L154 236V237L151 238ZM77 239L78 241H76ZM79 240L82 244L79 242ZM149 240L151 243H153V241L156 240L157 241V242L155 241L156 247L153 246L154 243L153 244L149 243ZM147 244H143V245H147ZM149 244H151V247H149L150 246ZM140 245L142 246V243H140ZM142 250L143 248L141 249V251ZM191 251H193V253ZM188 252L189 253L191 252V257L189 256L190 254ZM185 253H188L189 257ZM185 258L188 261H186ZM34 259H33L34 260L33 263L37 264L39 262V259L37 257H35ZM162 259H163V262H162ZM197 260L199 263L196 262ZM164 262H167V263H164Z\"/></svg>",
  "mask_w": 264,
  "mask_h": 264
}]
</instances>
